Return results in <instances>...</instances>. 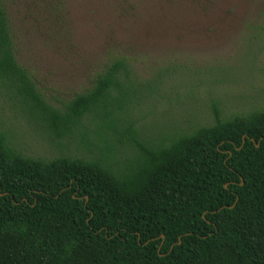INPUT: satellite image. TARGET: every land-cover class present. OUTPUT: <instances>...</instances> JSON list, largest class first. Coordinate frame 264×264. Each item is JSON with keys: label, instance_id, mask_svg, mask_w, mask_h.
I'll list each match as a JSON object with an SVG mask.
<instances>
[{"label": "trees", "instance_id": "1", "mask_svg": "<svg viewBox=\"0 0 264 264\" xmlns=\"http://www.w3.org/2000/svg\"><path fill=\"white\" fill-rule=\"evenodd\" d=\"M130 75L117 57L54 108L19 64L0 0V94L41 116L52 142L104 147L30 157L0 129V264H264V109L222 119L214 107L213 124L142 143ZM117 145L135 152L119 159Z\"/></svg>", "mask_w": 264, "mask_h": 264}, {"label": "rangeland", "instance_id": "2", "mask_svg": "<svg viewBox=\"0 0 264 264\" xmlns=\"http://www.w3.org/2000/svg\"><path fill=\"white\" fill-rule=\"evenodd\" d=\"M6 7L18 62L54 108L126 58L127 85L138 96L128 119L142 143L211 125L214 107L222 119L264 109V0H6ZM29 113L0 94V129L23 155H100L102 146L52 142L41 116ZM82 123L96 127L89 116ZM117 150L119 159L135 152Z\"/></svg>", "mask_w": 264, "mask_h": 264}, {"label": "water", "instance_id": "3", "mask_svg": "<svg viewBox=\"0 0 264 264\" xmlns=\"http://www.w3.org/2000/svg\"><path fill=\"white\" fill-rule=\"evenodd\" d=\"M245 141H246V137H244V143H245ZM260 145H257V147H259ZM243 184V183H242ZM228 186H226V188H227ZM163 238H165V236H163Z\"/></svg>", "mask_w": 264, "mask_h": 264}]
</instances>
